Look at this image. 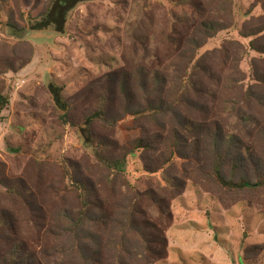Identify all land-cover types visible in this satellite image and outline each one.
<instances>
[{"label": "rangeland", "instance_id": "1", "mask_svg": "<svg viewBox=\"0 0 264 264\" xmlns=\"http://www.w3.org/2000/svg\"><path fill=\"white\" fill-rule=\"evenodd\" d=\"M2 1L0 264H264V190L223 188L210 170L220 155L227 179L264 175V54L250 46H264V31L240 36L264 27V0H87L62 35L28 31L21 16L51 0ZM207 24L220 30L207 38ZM192 40L205 69L188 79ZM171 65L184 68V91ZM153 71L166 77L162 87ZM49 85L62 89L66 115ZM103 96L107 117L147 113L119 128L95 122L85 136L79 127ZM160 106L162 116L151 114ZM215 124L231 138L206 139ZM173 132L183 158L164 165ZM101 140L112 159L139 140L146 147L113 174L95 154ZM80 184L91 220L78 224L70 215L81 209Z\"/></svg>", "mask_w": 264, "mask_h": 264}, {"label": "trees", "instance_id": "2", "mask_svg": "<svg viewBox=\"0 0 264 264\" xmlns=\"http://www.w3.org/2000/svg\"><path fill=\"white\" fill-rule=\"evenodd\" d=\"M21 1L22 3H24V0H21ZM86 1L87 0H51L49 4L47 5L45 11L37 14L36 16L28 15L27 13L28 10L24 9V8H27V6H24V8L23 7L20 8L21 16H24L27 14L28 19L30 20L28 23H26L28 31L36 32V33L49 32V33H56V34L62 35L64 26H65L64 22L67 16H69V13L73 9H75V7L78 4L84 3ZM2 2L3 1L1 0V3ZM9 20H10V17L8 16L6 27L10 28L11 30L18 31L17 28H15V24L11 23ZM205 27L207 28V31L204 32L205 33L204 35L207 38H208V35H211L212 33L215 32L214 30L216 29L220 30V28H218V26L216 27L214 24H207ZM263 31H264V27H261L255 30H251L247 33L240 32V36L244 38H252V40H257V37H259V34ZM189 45L193 53L190 56L189 67H187V69L185 70L183 74V76L187 77L188 79L193 78L195 75H198L201 71H204L203 69H205V67L201 66L200 64V58L196 57L197 51L202 46H200L199 44H197V42L193 40L189 42ZM250 46L252 50L255 51L256 53L264 54V46L259 48L255 46L253 41L250 42ZM192 59L195 60L194 64H191ZM23 65H25V63H23ZM4 67L6 68L8 72H12V73H15L16 70L18 69L16 67H13V65L9 62H5ZM171 67H173L175 72L177 73L175 74L174 80L180 83L179 85L180 91H184V89H182L183 87L182 82L181 80L178 79L179 78L178 74H182V72L184 71V68L181 69L174 65H171ZM150 76L153 78L157 86L162 87L160 85L165 84L166 77L162 76L159 72L153 71ZM257 78L260 79V81L264 83V75L257 76ZM122 89L124 91V87H122ZM61 90L62 89L60 87L53 88L52 85H49V92L52 96V100L54 102L56 109L60 111L61 113H63L64 115H66V113L70 109V105L62 98ZM53 91H54V94H53ZM159 102L160 104H163L162 100H159ZM106 103H107V98L103 96L99 101L100 107L96 111H93L84 117L83 122L81 126L79 127V129L81 132L85 134V136L87 134L90 135V128L92 124L95 122H98L99 124L105 127L119 128L130 121L139 119L140 117L144 116L147 113L146 111L135 110L134 112L125 111V115L121 118L120 117H116V118L107 117ZM8 104H9V96L7 94L0 93V113L4 110V108ZM230 111L234 113L235 117H237L238 120L239 118H242V114L240 113L238 108L232 107ZM161 112H162V106H160L159 108L154 107L152 108L151 114H158L162 116ZM216 125L217 124H215L214 126V130H211V129L206 130L204 134V137L206 139L214 140V141H218V140L224 141V140L231 138L230 135L224 134V132H222L221 129L218 128ZM197 129H199L197 126L186 127V130H188L189 132H192L193 130L196 131ZM83 133H82V137H84ZM178 138L179 136L175 132L171 134V142H169L167 145V148L169 149L168 158L164 159L163 161L164 165H170L173 162H179L181 158H183L178 151V148H179L178 140H181V138L180 139ZM141 142L142 141L139 140L138 143L135 145V147L130 149L127 154H124L121 157L112 159V158H107L101 154V151H103L107 146L106 142L104 140H101L96 145L98 150L95 151V154L102 167L109 170L113 174H122L125 172V169H126V164H127L126 155L134 154L135 149H139L140 146H142L140 144ZM88 146L91 147V145H88ZM142 147H146V146H142ZM222 162H223V158L220 155H216L214 159L212 160V166L210 167L211 178L214 180L216 184H218L219 186L223 188H228V189L242 190V189H253L257 187V188H262L264 190V175L258 178L257 181L254 182V184L251 183L249 180H246L245 178H241L238 181H234L233 179H227L222 174ZM154 172L155 171H149V173H154ZM79 189L81 190V192L78 195L79 205L81 209H78L74 214L70 215L71 217L73 216L75 217V222L78 224H80V222L84 220H87V221L91 220L90 216L88 215L90 202L87 199V192H85L86 187L80 184ZM8 190L12 193L14 192L12 188H8ZM4 220L5 218L3 219V221ZM129 223H131L130 219H129ZM0 224L3 225V222L0 221ZM21 263H23L22 260H19L18 264H21Z\"/></svg>", "mask_w": 264, "mask_h": 264}]
</instances>
